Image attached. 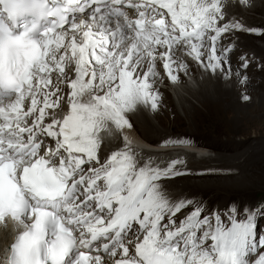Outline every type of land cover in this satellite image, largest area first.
Returning <instances> with one entry per match:
<instances>
[{
  "label": "snow or ice",
  "instance_id": "obj_1",
  "mask_svg": "<svg viewBox=\"0 0 264 264\" xmlns=\"http://www.w3.org/2000/svg\"><path fill=\"white\" fill-rule=\"evenodd\" d=\"M227 6L0 0V225L22 226L6 264H264V253L251 261L264 248V205L202 215L203 205L171 200L160 183L182 175L181 160L161 167L127 137L103 161L99 155L101 133L130 128L127 114L140 107L158 108V65L172 83L187 73L184 56L229 78L231 47L218 55V40L258 30L221 24Z\"/></svg>",
  "mask_w": 264,
  "mask_h": 264
},
{
  "label": "rangeland",
  "instance_id": "obj_2",
  "mask_svg": "<svg viewBox=\"0 0 264 264\" xmlns=\"http://www.w3.org/2000/svg\"><path fill=\"white\" fill-rule=\"evenodd\" d=\"M254 2L258 1L249 2L247 10H243L244 7H242L241 10L245 14L242 16L238 12L235 13L236 5L238 4L225 0L228 5L226 10L228 9L230 15L238 19L232 20L231 23L238 21L245 29L258 30L255 32L247 31L245 34H256V38L248 40V46L257 48L256 51L261 53H257L259 58L253 57L255 55L249 52L248 49H246V52L245 50L242 52L241 57L245 56L243 58L247 61V64L255 65L257 63L255 65L257 69L253 73L258 74L257 81L262 83L261 90H258V93L262 94L264 93V33L261 31H264V8L257 11H249ZM225 13L229 15L228 11ZM247 19L250 22L246 21ZM232 35L233 40H236L237 35L235 33ZM205 60L207 61L206 57ZM191 65L195 71L180 72L181 79L176 83H172L165 75L162 65H158V67L162 68L164 75L159 74V77L156 78L157 81L155 80L154 88L155 90L161 88L170 95L175 104L177 118L174 121L172 120L171 124L163 123V127L153 117L151 118L152 123L157 129H162L168 134L166 140L183 139L188 142V144L180 145L181 147L185 145H193L195 147L202 144L201 146L204 147L202 156L204 158H216L218 154H222L224 157L220 161L211 162L210 165H201L199 163V165H192L189 169L188 167L177 168L182 175L161 180L160 183L163 186V190L171 197L170 193L174 194V191H177L180 186L184 189V199L192 200L195 204L204 206V215L211 213L213 210L223 214L227 212L230 206L235 207L237 212L240 213L244 207L252 209L264 205V94L262 99H258L256 94L248 96L240 90L239 92L236 91V96L234 95L232 99H227V103H230V105L226 109L223 108L216 117V113L211 112L212 115L202 111L196 99L187 92L186 86L195 87V78L200 76L202 71L203 73L205 72L204 67L196 62H192ZM237 68L242 70L240 72L241 77H246L248 69L241 67V65H238ZM250 85L251 87L254 86L253 84ZM243 96H247L248 99H242ZM182 98H187L195 106V112L197 113H193L191 117L185 116L180 104ZM143 109L150 115L147 107H143ZM103 136L104 134L101 135V137ZM104 137L105 139L102 138V140H109L108 136ZM120 142L121 140L117 142L115 147H118ZM143 144L142 148L149 146L147 143L143 142ZM162 145L169 146L171 144L166 145L163 141ZM220 145L227 148H219L218 146ZM107 149H110L108 145H101L102 156L105 155ZM177 153L179 152H174L175 155ZM184 157L185 161L183 158L180 160L185 164L187 163L186 160L193 158V156ZM200 157L198 158L200 159ZM165 160L170 162L172 158ZM193 185L196 187H193ZM192 207L185 208L178 213L175 217L176 221L184 213L192 211ZM262 234H264V218H259L257 235L259 237ZM260 249L257 252L262 251L264 253V248ZM256 254L251 257L254 261L258 258Z\"/></svg>",
  "mask_w": 264,
  "mask_h": 264
},
{
  "label": "bare ground",
  "instance_id": "obj_3",
  "mask_svg": "<svg viewBox=\"0 0 264 264\" xmlns=\"http://www.w3.org/2000/svg\"><path fill=\"white\" fill-rule=\"evenodd\" d=\"M251 1L253 0H249L250 3ZM256 1L258 2L252 3V7L249 9V11H257L261 8H264V0H256ZM241 9H242V6L236 5L235 13L238 12V14L244 16L245 15L243 14L244 11H242ZM245 9L247 10V7L243 8V10ZM227 11L229 13V10L225 9V12ZM236 19L237 18L234 16H231L230 13L229 15L225 13L224 23H229L232 20H236ZM246 21L250 22L249 19H247ZM220 23L223 24L222 21ZM250 26L252 27V25ZM246 32L247 31L242 32V31H237V30H231L227 33L222 34L221 38L217 42V54L218 55L221 54L224 49H227L229 47L233 49L230 54L227 53V60L229 61V63L224 65V68L230 74L228 79H224L222 74L219 73V71L218 73H212L211 71H207L204 68L205 72L203 73L202 71L200 75L201 77L197 76V78H195V87L190 86V85L189 86L184 85L187 87L186 88L187 92L196 99V101L198 102V106L200 107L202 111H205L206 113H211V112L216 113V117H217L218 113L222 111L223 108L226 109V107L230 105V103H227V99H232L234 95L236 96V91L239 92V90L244 92L248 96L252 94H256L258 96V99L263 98L264 93L262 94L258 93L259 92L258 90H261L260 88L262 86V83L261 81L260 82L257 81L258 74L253 73L254 70L257 69L255 66L257 63L255 65L247 64L246 69L248 70L246 71L247 72L246 82L244 84L237 83L238 79H243L240 74L242 70L240 68H237L238 65H242L244 62L241 60L242 52L244 50L246 52V49H248L249 52L255 55L253 57H256V58H259V55L257 53L261 54L260 52L256 51L257 48L255 49V48L248 46L249 45L248 40H252L253 38H256L255 37L256 34H250V33L245 34ZM261 32L264 33V31H261ZM233 33L237 35L236 40H233V35H232ZM177 55H181V53L177 52ZM183 59L188 66L187 70L194 72L195 69L191 64L192 62H195V61H193L191 58L187 56H184ZM205 62L207 61L205 60ZM158 71L161 75L163 74L162 68L158 67ZM237 73L239 74V76L236 75ZM179 79H181L180 74H179ZM250 84H253L254 86L251 87ZM256 85L259 87H257ZM62 87H64L65 90H67L66 85H62ZM155 91L159 93V97H160L159 104H158V108L155 111L147 107L150 112V115L143 109V107H140L137 111L127 114V117L131 124L130 128H125L121 132H117L115 131V129H113L112 136H108L105 133H101V135L104 134V136L109 137V140H106V141L102 140V144L104 145L106 144L110 147V149H107V152L105 153L104 158H107V156L109 155L111 151L123 147L124 138L127 137L128 141H130V147L133 149L134 152L140 153L143 159L152 157L156 163L158 162V164H160L161 167L167 166L168 162L165 159L172 158V160L173 159L180 160L183 158V160L185 161L184 156L186 157L193 156V158L186 160L187 161L186 164L183 162L180 164H177L176 168H187L188 167L189 169L191 168L192 165H195V164L199 165L200 163L201 165H208V164L210 165L211 162L213 161L222 160V157H224V155L222 154H218V157L212 158V159L204 158L202 156L203 155L202 152L204 148L203 146H201L202 144L201 145L199 144L195 147L193 145H185L183 147H181L180 145H172V144L171 145L168 144L169 146L162 145L163 141H166L168 134H166V132L162 129H157L153 125L151 118L153 117L154 119H156L157 123L163 127L164 125L163 123L171 124L172 120L174 121V119L177 118V113L175 110L174 101L172 100L170 95H168L167 92L161 88H158ZM180 104H181V108L185 116L191 117L193 113H197L195 112L196 110L195 106H193L187 98H182ZM65 111H66V107H65ZM58 115L62 116L63 113H59ZM104 136L101 138L105 139ZM160 136H164V137H160ZM120 140H121L120 145L118 147H115L117 142ZM143 142L145 144L146 143L149 144V146H146L147 148H142V146L144 145ZM186 143L188 144L187 141ZM218 147L222 149L227 148L222 145ZM175 151L179 152L177 153L178 155L174 154ZM99 155L100 157L102 156L101 151L99 152ZM196 156L198 157L201 156L202 158L200 157L199 159L198 157L196 158ZM198 161H201V162H198ZM193 187H196V186L193 185ZM174 192H172L174 194L170 193L171 197L169 196V194H167V196L173 200L184 199V189H182L180 186L179 188H177V191H174ZM187 214L188 212L184 213L180 219H182ZM202 214L204 215V213ZM11 229L13 228L10 223H7V227H5L4 225H0V264L4 262V260L2 261V259H6V255H3V247L5 246L4 244L9 238V230ZM261 253L262 251H259L257 252L256 255L259 257ZM251 261H254V260L251 258Z\"/></svg>",
  "mask_w": 264,
  "mask_h": 264
}]
</instances>
